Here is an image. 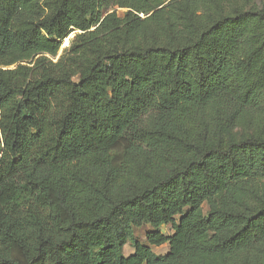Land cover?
<instances>
[{"label":"trees","instance_id":"obj_1","mask_svg":"<svg viewBox=\"0 0 264 264\" xmlns=\"http://www.w3.org/2000/svg\"><path fill=\"white\" fill-rule=\"evenodd\" d=\"M247 118L264 0H0V264H264Z\"/></svg>","mask_w":264,"mask_h":264},{"label":"rangeland","instance_id":"obj_2","mask_svg":"<svg viewBox=\"0 0 264 264\" xmlns=\"http://www.w3.org/2000/svg\"><path fill=\"white\" fill-rule=\"evenodd\" d=\"M242 2L245 5H251L254 0H226L229 5H233L237 2ZM260 1V0H256ZM119 15H123L126 9L123 8H115ZM78 31H74L69 35V37L64 41L63 48L65 47L69 38H72L75 33ZM62 54V50L59 52L58 56ZM56 57V58H57ZM252 133H262L264 134V122L256 119V118H247L245 119L237 128L236 136L240 138L241 136L250 135ZM207 205H204V210L206 211ZM154 228L150 225H145L140 228L135 229V238L138 239L142 244L149 246L155 253L157 254H165L170 250L168 244H163L160 246L150 245L145 240V234L147 231H152ZM163 233H169V230L166 226H161L160 229ZM123 252L126 255H131L135 252V248L133 243L129 240L127 244L123 248ZM206 264H222L221 260H208Z\"/></svg>","mask_w":264,"mask_h":264},{"label":"water","instance_id":"obj_3","mask_svg":"<svg viewBox=\"0 0 264 264\" xmlns=\"http://www.w3.org/2000/svg\"><path fill=\"white\" fill-rule=\"evenodd\" d=\"M69 39H70V38H69ZM69 39H68V40H69ZM67 45H68V41H67V43H66V45H65V46H67Z\"/></svg>","mask_w":264,"mask_h":264}]
</instances>
